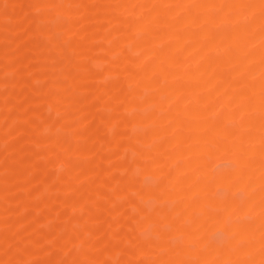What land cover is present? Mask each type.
Returning a JSON list of instances; mask_svg holds the SVG:
<instances>
[{
    "label": "rangeland",
    "instance_id": "rangeland-1",
    "mask_svg": "<svg viewBox=\"0 0 264 264\" xmlns=\"http://www.w3.org/2000/svg\"><path fill=\"white\" fill-rule=\"evenodd\" d=\"M211 1L213 0H175L173 2L167 0H83V4L87 5L84 6L86 9L76 13V6L71 0H0V58L6 60V62L4 60V64H0V264H121L120 261L122 260L124 264H244L250 254L246 249L252 242L248 241L249 238H244L246 234H241L244 240L237 242L241 238L240 236H238L239 238L236 237L232 231H229L230 233L225 232L223 226L214 223L213 219H199L200 216H203L201 207L207 213L215 212L211 201L217 196L221 199L233 200L232 202H236L235 205L238 204L233 209V213L229 212V214L228 211H223L222 215L225 216L226 212L229 214L225 216V218L227 217L225 224L232 226V224H239L242 221L248 224L252 222L250 219H253L255 215V217L262 215L261 222L259 220V224L254 225L258 228L255 227L252 240L257 238V241L256 239L253 241L255 246L259 241L264 242V213L261 214L264 211V128H262L264 127V106L254 108V104L257 102L264 105V94L261 92L264 91L261 89L262 84H264L262 78L264 67L263 71L257 70L259 74L255 73L256 75L253 74V76L252 72L248 71L249 76L248 74L244 76L241 72L250 53H264V0H238L240 5L233 4L234 1L237 2L236 0H224L222 2L225 4L231 3L236 6L233 9L234 12L231 8L228 13L227 9L225 10L226 7L224 8V3L217 0L218 4L220 3V6L217 7L215 6L217 1ZM223 4L224 6H222ZM220 8L224 9L220 10ZM63 12H66L65 17H62ZM146 12L147 14H145ZM223 12L229 15L231 13L232 17L227 22L222 23L220 19L218 20L217 14L223 15ZM82 14H85V18H81L83 17ZM190 14L197 19L195 25L185 28L186 30L182 29L177 40H169L168 35L173 27L176 29V27L181 26L182 21L190 17ZM214 16L217 20L213 24L204 19V17H209L206 20H211ZM166 18L171 19L166 22ZM260 20L262 24L259 23L255 26L257 28L253 29L256 30L255 32L248 28L253 21L257 23ZM103 26H105V35H108L105 37L93 36L94 30ZM206 26L213 30L208 29L207 32V34L209 31L211 32L210 38L213 37L211 39L213 44H211L210 38L207 39L208 35L203 34L202 36L201 34ZM237 27L244 28L245 31L240 28L243 34L240 31L238 34L233 32V29ZM76 29L78 30L75 33ZM247 29L252 32H248ZM201 36H207L205 39L208 41L204 38L201 39ZM147 39L151 45H138V42L145 40V43L148 44ZM226 39L230 40L231 43H238L242 39L245 45L243 46L244 50L242 49L241 59L239 58L235 64L230 66L226 65L228 64L226 62L228 61V50L213 51L215 43H222ZM72 40H75L77 44L81 42V48L78 46L77 48L67 47L69 41ZM202 40L205 41L201 42ZM201 43L204 44L200 45ZM208 43L212 46H208ZM177 44L178 46H176ZM198 46L205 48L201 51ZM148 47L153 50L158 49V51L167 48L177 52V54L182 49L180 53L183 56L179 53L180 58L183 57L181 60L183 73L181 74L187 75L188 71L191 70L192 72L195 69L197 71L194 72L195 74L190 72V77L194 75L192 78L184 75H176L171 78L169 66H164V64L157 67L159 58L156 55L149 57L150 49ZM189 47L190 49H188ZM104 48L105 63L102 61L103 59L99 58ZM183 50L185 51L183 52ZM198 52L199 55L202 54V59H199L200 56L199 58L196 57ZM113 56H116V59L119 57V60L117 59L115 66L110 68L108 58ZM192 58L196 60L195 67L190 64ZM60 59H62V65L56 64L61 63ZM219 59L226 60L225 65H220L216 70V72L219 70L218 76L214 74L215 77H213L218 79L222 76L224 80L226 79L224 85L207 88L210 66L212 62L214 63L215 60ZM79 60L85 62L91 71L77 78H72L70 72H76L72 63L75 64ZM67 67L71 68L69 74L66 71ZM131 69L132 71L134 69L135 75L137 73V78L129 77L131 76L128 75L132 72ZM244 78L247 83L242 84ZM72 79L74 82L77 80L75 82L77 88L67 93ZM147 79L150 81L149 85L142 86L143 81ZM249 79L250 81H248ZM251 86L252 88L256 86V88L251 90L249 89ZM45 89L49 91L50 98L54 97L55 92L58 94L62 91L61 94L59 93L62 96L61 100H55L60 104L55 103L53 105L54 100V102L50 100L52 105L50 102L47 104V100L44 102L42 92ZM136 89L138 90L134 93L133 91ZM122 93L130 96L134 102V105L126 111L122 109L124 102ZM185 93H188L189 96L194 94L206 100L200 105L202 111L198 108V111H201V113L198 112L197 117H200L197 118L198 121L203 119L205 123L232 125L233 130L239 133L237 136L246 132L251 134L249 137L254 134L252 138L255 139V142L252 138H247L250 141L246 140L245 144L247 152H250V155L246 153L248 155L246 160L252 159L249 162L251 164L254 159L258 160L256 166H253L254 171L258 174L255 175V178L253 177L255 180H252L253 185L251 187L253 188L252 191L250 190L255 195L252 196L254 201L252 199L253 212L251 215L237 210V207L243 202L242 199L247 196V192L241 186L239 187L240 184L237 181H244L252 177L251 174L253 175V173L250 169L252 165L249 164V166L245 163L248 165V170L245 168V164L241 165V173L234 175L237 176L234 179H237L235 182L238 185L233 184L234 186H232L231 184L232 187L226 188V190L224 186H219L220 184L214 187L217 184L213 180L216 176L233 171L236 166V164L234 166V159L223 158V156H219L220 152L218 153V147L221 144L235 143L236 139L232 137L217 139L216 145H212L213 149L209 147V149H205L206 152L204 150L201 152V150L199 156L197 154L191 158V162L198 167V169L196 168L198 171H196V175L195 173L192 174L193 172L189 174L190 176H197L199 183L204 182L200 184L203 186L199 185L201 189L183 187L181 188L184 191L183 194L181 189L177 187L175 182H178L182 176V164L185 161L186 151L184 146L189 141L187 139H191L190 142L193 141L196 144L203 140L201 137L199 138V134L204 139L207 136L214 137L213 131L199 129L200 131L191 133L189 129L183 128L186 125L183 123L187 121L188 115L183 116L178 109L174 108V104L180 109L181 107H188L186 102L188 99H186ZM251 95L252 97H250ZM259 96L262 97L261 100ZM172 97L173 99H169ZM165 99L166 105L173 102V107L166 109L164 107ZM104 100H108L106 101L108 103ZM220 100L225 101L226 105H230H227L229 107L225 106L226 109L223 113L217 115ZM228 101L229 103H226ZM241 105L248 106L247 110L246 107L242 110ZM37 106H41L39 107L41 112H34V109L38 108ZM171 108L175 111H171ZM171 112H173L172 117L170 116ZM122 115H125L129 120L131 118V121L128 119L121 120ZM138 115L144 116L143 118L140 116L142 118L140 121H144V123H140V121L136 123V120H132V117L135 118ZM225 117L228 118L224 119ZM251 118L253 121L250 120ZM67 119L70 120V124ZM175 119H181L184 126L175 125L174 127ZM258 120L259 122H257ZM245 121L247 122L245 123ZM160 122L163 126H172L169 127L168 134L166 132L159 133L160 130L156 126ZM248 122L253 127L247 126ZM117 134L122 136L123 145L113 143ZM132 134L135 135L133 138ZM174 134L177 135V138L173 136ZM162 135H165L167 140L165 151L154 149L159 147L162 142ZM233 135L236 134L233 133ZM127 136L130 137L127 138ZM105 137L109 138L108 142H104L105 140L102 139ZM174 138L177 141H172ZM183 138L187 140H184L185 143L182 141ZM257 140L259 143L256 142ZM170 143L172 144L170 145ZM257 149L262 154L261 156L254 152ZM38 152L41 154L39 155ZM173 154L175 156L171 157ZM237 154L239 153L237 152ZM73 158H77L76 165L73 168L67 167L65 162H69ZM199 161L200 163H198ZM134 162L138 163L135 164L137 165L135 168H133ZM194 165L193 167H195ZM125 166L126 168H124ZM258 166L259 168H257ZM87 168H92L94 171L92 178L85 180ZM200 168H205V171ZM96 170L98 171L96 172ZM125 170L130 173L125 172ZM167 174L169 176H166ZM205 175L207 178H204ZM108 178H112V181L107 180ZM113 178L114 183L112 184ZM231 180H233V176ZM255 182L257 183L255 184ZM120 184L121 187L125 185V188H120ZM202 188L205 189L203 192ZM208 188L209 192L207 191ZM94 190L101 193L100 195L104 199L101 196L94 198L92 196ZM118 190L123 192L119 193ZM158 193L160 194L157 195ZM132 195L134 196L132 197ZM205 197L207 204L202 201V198ZM73 198L80 199L79 201L83 202L82 206L80 203L79 206L76 205L78 203L74 205L70 202ZM190 200L198 201V204L201 203V205H199V209H192L196 212L192 213L191 210V212L187 210L188 213L190 212L191 215H195L199 219L197 223L194 224L193 222L189 225L187 223L189 218L186 217L187 215H183L187 213V207L178 206L179 208L176 209L175 206ZM86 204H90L91 207L85 206ZM140 205L144 208H141ZM171 206L173 207L170 209ZM162 209L165 213L167 211V214ZM131 210L134 211V216L131 215ZM170 210L173 212H169ZM171 213L175 218L173 215L168 218ZM161 214L165 215L162 217ZM190 214L189 217H191ZM159 217H162L163 220ZM112 218L113 220H111ZM164 218L170 219L172 223ZM254 226L252 227L254 228ZM90 228V233L86 232L85 234H89L86 236L88 240H91L88 244H80L78 237L82 236L83 229L90 230ZM241 228L250 229L244 224L241 225ZM112 229L117 230L114 233ZM246 230H244L245 233H247ZM231 234L235 235L236 238ZM254 235L256 236L254 237ZM263 244L256 246L255 249H259V252H257L258 250L252 251L258 254L262 250L261 253L263 254L261 255H264ZM220 245L228 249L226 255L224 252H219L217 247ZM167 247H171L169 252L164 251L167 250ZM176 247L180 249L176 250ZM182 248L185 249L181 250ZM197 249L199 253H197ZM236 249L238 250L237 253H235ZM201 250H203L202 255ZM204 250L210 251H207V253L209 252L208 255L204 253ZM207 258L209 259L207 260ZM256 259L252 264H264V256Z\"/></svg>",
    "mask_w": 264,
    "mask_h": 264
},
{
    "label": "bare ground",
    "instance_id": "bare-ground-1",
    "mask_svg": "<svg viewBox=\"0 0 264 264\" xmlns=\"http://www.w3.org/2000/svg\"><path fill=\"white\" fill-rule=\"evenodd\" d=\"M75 1V2H74ZM74 1H72L71 0V2L73 3V4H75V6H76V13H78V12H81V11H84L85 9H86V7H84V6H87V5H84L83 4V0H74ZM101 1V0H100ZM168 2H173V1H175V0H167ZM217 1V0H216ZM215 1V2H216ZM222 2V1H224V0H219V2ZM237 2H235L234 1V5L235 4H238V5H240V3L238 2V0H236ZM240 1V0H239ZM37 2V1H36ZM86 2V1H85ZM121 2V1H120ZM211 2H214V0L213 1H211ZM244 2H246V1H244ZM86 3H88V2H86ZM222 3H224V2H222ZM101 4V3H100ZM212 5L214 4V3H211ZM217 4H218V1H217ZM217 4H215V6H217V7H219L220 6V3L217 5ZM225 4V3H224ZM224 4L222 5V6H224ZM233 4H225V6H224V8H225V10L227 11V13H228V10L230 11V9L232 8V11H233V9L234 8H236V6H233ZM111 5V4H110ZM112 5H113V3H112ZM227 5V6H226ZM70 8H72V7H70ZM111 8V7H110ZM113 8H114V6H113ZM116 8V7H115ZM128 8V7H127ZM203 8V7H202ZM224 8H220V10L221 9H224ZM126 9V8H125ZM88 10V9H87ZM218 10V9H217ZM75 11V10H74ZM147 11V10H146ZM104 12V11H103ZM210 12V11H209ZM234 12V11H233ZM106 14H107V12H105ZM213 13V12H212ZM221 13V12H220ZM142 14H144V13H142ZM145 14H147V12L145 13ZM144 14V15H145ZM215 14V13H214ZM83 15V17H81V18H85L84 17V15L85 14H82ZM81 15V16H82ZM101 15V14H100ZM104 15V14H103ZM216 15V14H215ZM229 14H224V12H223V15H219V13L217 14V18H218V20L220 19L221 21H222V23L223 22H227L228 21V19L229 18H231L232 17V15H231V13H230V15L228 16ZM236 15V14H235ZM66 16V12H63V14H62V17H65ZM106 16V15H105ZM190 17H188V18H186V19H184L182 22H183V24L181 25V26H178V27H176V29H174L175 27H173V29H172V31L170 32V34L168 35V38H169V40L171 39L172 41L173 40H177L179 37H180V31L182 32V29H185V28H188L189 26L191 27V26H194L195 24V22H196V20L197 19H195V16L194 15H192V14H190L189 15ZM203 16H204V14H203ZM211 16V15H210ZM228 16V17H227ZM237 16V15H236ZM61 18V17H60ZM59 18V19H60ZM74 18V17H73ZM79 18V17H78ZM80 18V19H81ZM108 18V17H107ZM217 18L214 16L211 20H206V19H209V17L208 18H205L204 17V19H205V21H210L212 24L213 23H215L214 21L215 20H217ZM261 18V17H260ZM264 18V17H263ZM58 19V20H59ZM62 19V18H61ZM77 19V18H76ZM103 19H104V17H103ZM155 19V18H154ZM154 19H153V22H154ZM167 19V18H166ZM171 19V18H170ZM170 19H167V20H165L166 22L169 20L170 21ZM233 19V18H232ZM105 20V19H104ZM152 20V19H151ZM230 20V19H229ZM65 21V20H64ZM101 21H103V20H101ZM172 22H173V19L171 20ZM49 22V21H48ZM61 22H62V20H61ZM77 22V21H76ZM255 22V23H254ZM59 23H60V21H59ZM169 23V22H168ZM204 23V22H203ZM208 23V22H207ZM262 24V21L260 20V22L258 21L257 23H256V21H253L251 24H250V26H248V28L251 30H253L254 28H256L255 26L257 25V24ZM64 24V23H63ZM212 24H209V25H212ZM106 26V25H105ZM105 26H103V27H101V28H99V29H96V30H94V32L93 31H91V32H93L92 34H93V36H96V37H98V35H100V37H105V36H107V35H105ZM209 27V26H208ZM207 26L205 27V28H203V32L201 33L202 34V36H203V34H205V35H208L209 37L207 38V36H205L207 39H209L210 38V31H213V30H210L209 28H208ZM212 27V26H211ZM178 28V29H177ZM241 28V27H240ZM235 28V29H233V32L235 33V32H237V34H238V32L242 29L243 31H245L244 30V28ZM208 29L210 30L209 31V33L207 34V32H208ZM215 29V28H214ZM225 29V28H224ZM257 29V28H256ZM74 30V29H73ZM77 30L78 29H76L75 30V33L77 32ZM186 30V29H185ZM241 30V31H242ZM250 30L248 31V29H247V31L248 32H250ZM81 31V30H80ZM201 31H202V29H201ZM223 31V30H222ZM240 31V32H241ZM256 30H253V32H255ZM107 32V31H106ZM220 32H221V30H220ZM220 32H219V34H220ZM239 32V33H240ZM252 32V31H251ZM250 32V33H251ZM199 33V32H198ZM245 33V32H244ZM247 33V32H246ZM261 33H262V31H261ZM187 34V33H186ZM200 34V33H199ZM241 34H243V32H241ZM263 34V33H262ZM198 35V34H197ZM213 35V34H212ZM211 35V36H212ZM264 35V34H263ZM189 36V35H188ZM191 36V35H190ZM201 36V39H205V37H202ZM200 37V36H199ZM213 38V37H212ZM212 38H210V40L212 39ZM150 39V38H149ZM180 39H182V38H180ZM188 39V38H187ZM186 39V40H187ZM200 39V40H201ZM207 39H205V40H207ZM69 40V39H68ZM106 40H107V38H106ZM205 40H202L201 42H204ZM146 41V40H145ZM145 41H142V42H138L139 44L138 45H151L150 43H149V41H148V39H147V41H148V44H146L145 43ZM152 41V40H151ZM180 41V40H179ZM196 41V40H195ZM199 41V40H198ZM208 41V40H207ZM212 41L213 40H211V44H213L212 43ZM49 42V41H48ZM105 42V41H104ZM190 42V41H189ZM197 42V41H196ZM215 42V41H214ZM81 43V42H80ZM77 44L76 42H75V40L73 41H69V43H68V46L67 47H70L71 46V48H77V46L79 47V48H81V44ZM106 43V42H105ZM121 43V42H120ZM152 43V42H151ZM185 43V42H184ZM183 43V44H184ZM198 43V42H197ZM196 43V46L199 44H197ZM210 43V42H209ZM207 44L208 46H210L211 44ZM233 43H235V42H233ZM233 43H231L230 42V40H228V39H226L224 42H222V43H219V42H217V43H215L213 46H214V48H213V51H215V50H220V51H227L228 50V61H226V60H224V59H219V60H215L214 61V63L212 62V64H211V66H210V78H209V80H208V82H207V84H206V87L207 88H212V87H215V86H220L221 84H223L224 82H225V80H224V78L222 77V76H220L218 79H216V78H214L215 76H218V71L216 72V70L219 68V66L221 65H225V61L228 63V64H226L227 66H230V65H233V64H235L236 63V61L237 60H239V58L241 57V54H242V52H243V46H245L244 45V41L241 39L240 40V42H238V43H235V44H233ZM179 44H180V42H179ZM204 43H201L200 45H203ZM206 44V43H205ZM67 45V44H66ZM83 45H84V43H83ZM118 45H120V44H118ZM118 45H116V46H118ZM122 45V44H121ZM153 45V44H152ZM65 46V45H64ZM98 46V45H97ZM146 46V47H147ZM175 46V45H174ZM176 46H178V44L176 45ZM175 46V47H176ZM186 46V45H185ZM206 46V45H205ZM208 46H206V47H208ZM212 46V45H211ZM50 47V46H49ZM121 47V46H120ZM163 47V46H162ZM161 47V48H162ZM173 47V46H172ZM149 48V47H148ZM151 48V47H150ZM149 48V49H150ZM152 48H154V47H152ZM182 48V47H181ZM183 48H185L184 46H183ZM198 48H201V51H202V49H204V48H202L201 46H198ZM101 49V48H100ZM188 49H190V47L188 48ZM243 49V50H242ZM79 50V49H78ZM155 50V49H154ZM153 49H150L149 50V52H148V55H149V57H152L153 55H156V56H158V58H159V64H158V66L157 67H159V66H163L164 64V66H169L168 68H170V70H169V76L172 78V77H174V76H176V75H184V74H181V73H183V68H182V65H181V60H182V54L180 53V52H182L181 50L182 49H180V51H178V54H177V52H174L173 50L172 51H170V50H168L167 48H165V49H163V50H160V51H158V49L157 50H155L154 51ZM176 50V49H175ZM186 50V49H185ZM185 50H183V52L185 51ZM82 51V50H81ZM97 51V50H96ZM102 51V50H101ZM201 51H200V53H201ZM205 52V51H204ZM203 52V53H204ZM17 53V52H16ZM58 53V52H57ZM179 53L182 55L181 56V58H180V55H179ZM49 54V53H48ZM127 55V54H126ZM147 55V56H148ZM204 55H205V53H204ZM198 56V58H199V56H200V58L199 59H202L201 58V56H202V54H200L199 55V52H198V55H196V57ZM148 57V58H149ZM196 57H194L195 59H196ZM246 57V56H245ZM68 58V57H67ZM85 58H87V57H85ZM99 58L104 62L105 61V48L103 49V52L100 54V56H99ZM108 58V57H107ZM119 58V57H118ZM117 58V59H118ZM194 58H192L191 59V61H190V64H192V66H196V60L194 59ZM90 59V58H89ZM109 59V64H108V66L111 68L113 65L115 66V62H116V56H113V57H110V58H108ZM241 59V58H240ZM4 60H5V58H2V60H1V58H0V64L2 65V64H4ZM56 60V59H55ZM74 60V59H73ZM76 60V59H75ZM81 60V59H80ZM80 60L76 63L75 62V64L77 65V67H75L76 65L74 64V63H72L73 64V66H74V68H75V70L74 71H76V72H70V70H71V68H63V69H67L66 71H67V73L69 74V72H70V75H72L73 77L72 78H77V77H79L80 75H84V74H87V72H89V71H91V68L85 63V62H80ZM83 60V59H82ZM81 60V61H82ZM119 60V59H118ZM197 61H199L198 59H197ZM3 62V63H2ZM5 62H6V60H5ZM8 62V61H7ZM45 62V61H44ZM47 62V61H46ZM57 62H59V61H57ZM60 62L61 63H56V64H60V65H62V59H60ZM224 62V64H222ZM105 63V62H104ZM202 63V62H201ZM50 65V64H49ZM48 65V66H49ZM79 65V66H78ZM105 65V64H104ZM199 65V64H198ZM202 66V65H201ZM204 66V65H203ZM263 67H264V53L263 54H257V53H250L248 56H247V59H246V63L244 64V66H243V68H242V74L245 76V74L247 75L249 72H252V76H253V74L254 75H256V74H259V73H257L258 71H260V70H262L263 69ZM55 68H56V66H55ZM79 68V69H78ZM104 68H105V66H104ZM116 68V67H115ZM52 69V68H51ZM78 71H77V70ZM159 69V68H158ZM161 69V68H160ZM128 70V69H127ZM258 70V71H257ZM55 71V70H54ZM53 71V72H54ZM131 71H132V69H131ZM130 70H129V72H131ZM133 71H134V69H133ZM131 72V73H129L128 75H131V76H129V77H131L132 79H134L136 76H137V73H136V75H135V72ZM135 71H136V69H135ZM143 71V70H142ZM195 71H197V69H195ZM195 71H192L193 73L195 72ZM199 71H201V70H199ZM249 71V72H248ZM263 71V70H262ZM261 71V72H262ZM52 72V71H51ZM57 72V71H56ZM92 72H94V70H92ZM137 72H138V70H137ZM144 72V71H143ZM190 72H191V70H190ZM190 72L188 71L187 72V75H184L185 77L187 76V77H189V78H192L194 75H192L191 77H190ZM191 72V73H192ZM139 73H140V71H139ZM192 73V74H193ZM216 73H217V75H216ZM256 73V74H255ZM263 73V72H262ZM60 74H62V73H60ZM185 74H186V72H185ZM195 74V73H194ZM214 74H215V76H214ZM142 75V74H141ZM141 75H140V77H141ZM139 76V75H138ZM144 76V75H143ZM214 76V77H213ZM248 76H249V74H248ZM223 79H222V78ZM137 78V77H136ZM142 78V77H141ZM226 78V77H225ZM262 78H263V82H264V74L262 75ZM262 78H260V79H262ZM127 79H129V78H127ZM126 79V80H127ZM188 79V78H187ZM148 80V79H147ZM143 81L144 82V84H141L140 82V84L143 86V85H149V80L148 81ZM191 80V79H190ZM227 80H228V75H227ZM230 80V79H229ZM77 81V80H76ZM75 81V82H76ZM248 81H250V79L248 80ZM25 82V81H24ZM75 82H74V80L72 79L71 80V82H70V84H69V90H67V93H70L72 90H74L75 88H77V85L75 84ZM119 82V81H118ZM125 82H127V81H125ZM132 83H133V80L131 81ZM246 81H245V78L242 80V84H244ZM238 83H239V81H238ZM247 83V82H246ZM232 84V83H231ZM234 84V83H233ZM115 85V84H114ZM145 85V86H146ZM224 85V84H223ZM247 85V84H246ZM256 86H257V84H255ZM259 85V84H258ZM76 86V87H75ZM117 86V85H116ZM142 86H140L141 87V89H142ZM249 86V85H248ZM256 86L255 87H253L252 88V86H251V88H249V89H254V88H256ZM263 86V87H262ZM262 86H261V89L262 90H264V84H262ZM125 87H126V85H125ZM134 87H136V86H134ZM138 87V86H137ZM132 88V87H131ZM184 89V88H183ZM259 89H260V85H259ZM138 89H136L135 91H133L134 93L137 91ZM248 91H250V90H248ZM247 91V92H248ZM44 92V93H43ZM43 92H42V96H43V99H44V102L47 100V104H49V102H50V104H51V101H55V100H61V97L62 96H60V94L62 93V91H61V93L60 92H58V94L56 93H54V97L53 98H50L49 97V91L48 90H43ZM101 92V91H100ZM146 92V91H145ZM156 92V91H155ZM186 92V91H185ZM244 92V91H243ZM243 92H241V94H243ZM262 92V94H264L263 92L264 91H261ZM60 93V94H59ZM63 93H64V91H63ZM65 94H66V92H65ZM196 94V93H195ZM245 94H246V92H245ZM251 94H252V92H251ZM67 95V94H66ZM121 95H123V97H124V102H123V110H128V108L129 107H131L132 105H134V102H132V98L130 97V96H128V95H126L125 93L123 94H121ZM121 95H119V96H121ZM193 96H189L188 95V93L186 94L185 93V97L187 96V98L186 99H188L186 102H187V106L188 107H186V108H184V107H181V109L180 108H178L177 107V105L175 106V104H174V108L175 109H178V111L179 112H181V114L183 115V116H185V114H187L186 116L188 117L187 118V121L185 122V123H183V121H181V119L179 120V119H175L174 120V122H175V124H174V127H175V125H179V126H184L183 124H186L183 128H186V129H189L190 131L189 132H191V133H194V132H197V130H199V129H202V131L204 130V131H213V133H214V137H209V136H207V137H205V139H204V137H202V136H200V134L199 133H196L197 135L199 134V138L201 137V139H203L200 143L198 142V143H196V144H194L193 143V141H191L190 142V140L191 139H187L186 137V139L187 140H189V141H187V140H185L184 138H183V142L185 143V141H187V143L185 144V146H184V148L186 149V151H185V161L183 162L184 164H182L183 166H182V176L179 178L180 180H178V182H175V183H177L176 185H177V187L179 188V189H181V188H183V187H190L191 189H195V190H197V189H201V187L200 186H203V185H200V184H202V183H204V182H201V183H199L198 182V179H197V176L195 177L194 175H191L190 176V174L189 173H191V172H193L192 174H194L195 173V175H196V171H198L197 169H198V167L196 166V165H194V163H192L191 161H192V159L191 158H193V157H195L197 154H198V156H199V151H201V152H203V150H204V152H206V150L205 149H209V147H212V145L214 144V145H216V143H215V141L217 142V139L219 140V138H221L222 139V137H232V138H234V139H236V141H235V143L233 142V143H231V142H229V144H226V145H222L221 143V145H220V147H218L219 148V150H218V153H219V156H223V158L225 157L226 159H228V158H231V159H234V161H235V163H234V166H235V164H236V166H235V168H234V170L233 171H228L227 173H225V174H221V175H218V176H216V178H214L213 180H215L216 182L215 183H217L216 185H214V187L215 186H217L218 184H220L219 186H224L225 188V190H226V188H229V187H232V186H234L233 184H237L238 185V183L237 182H239V187L241 186L242 187V189H244L246 192H247V196L245 197V198H243L242 200H243V202H242V204L240 205V206H238L237 207V210H238V212H243V213H248L249 215H251L252 214V210H253V208H252V196H255V195H253V193H251L250 192V190L253 188V187H251L252 185H253V181L252 180H255L254 178L257 176V172L256 171H254V169H253V166H256V164H257V159H254L253 160V163L251 164V163H249L250 161H252V159L251 160H246V158H247V154H249L250 152H247V150H246V147H245V144H246V140H248L249 138H252L253 136H254V134H253V132H252V134H253V136L251 137H249V135H251V134H248L247 132L246 133H242L240 136H237V134H239L237 131H234L233 130V127H231L232 125H227V124H225V123H205L204 122V120L203 119H201L202 121H200V123H199V121L197 120V118L199 119L200 117H197L198 116V114L199 113H201V107H200V105H202L203 104V102L205 103L206 102V100H203L202 98H200V97H198V96H195L194 94H192ZM229 95V94H228ZM247 95V94H246ZM134 96H136V95H134ZM173 96V95H172ZM189 96V97H188ZM262 96V95H261ZM122 97V96H121ZM145 97V96H144ZM248 97H249V95H248ZM250 97H252V95L250 96ZM255 97V96H254ZM153 98V97H152ZM258 98V97H257ZM259 98H260V100H261V98L262 97H260L259 96ZM66 99V98H65ZM169 99H173V97L172 98H169ZM212 99V98H211ZM51 100V101H50ZM144 100V99H143ZM53 101V102H54ZM105 102L106 101H108V100H104ZM134 101V100H133ZM144 101H147L146 99L144 100ZM150 101H153V100H150ZM166 101V99L164 100V102ZM184 101V100H183ZM143 102V101H142ZM167 102V101H166ZM166 102H165V108L167 109L168 107L170 108L171 106L173 107V105H172V103L173 102H169L167 105H166ZM55 103H58V101H55L54 103H52L53 105L55 104ZM106 103H108V102H106ZM106 103H104V104H106ZM131 103H133V104H131ZM175 103V102H174ZM177 103V102H176ZM220 105H219V109L217 110V115H220V113L222 114L223 113V111L226 109V107L225 106H227V105H230V104H225V101H223V100H220V102H218ZM226 103H229V101L228 102H226ZM46 104V105H47ZM51 104V105H52ZM58 104H60V103H58ZM57 104V105H58ZM120 104H121V102H120ZM136 104V103H135ZM78 105V104H77ZM100 105H101V103H100ZM164 105V104H163ZM178 105H180L179 103H178ZM217 105V104H216ZM215 105V106H216ZM255 105V107L254 108H256V106H258V108H261L262 106H264V105H261L260 103H255L254 104ZM261 105V106H260ZM88 106V105H87ZM115 106H117V105H115ZM115 106H114V108H115ZM38 107V106H37ZM39 107H41V106H39ZM39 107L38 108H35L34 109V112L36 111H40L41 109H39ZM121 107V106H120ZM163 107V106H162ZM214 107V106H213ZM227 107H229V106H227ZM246 107V106H245ZM245 107L243 106V105H241L240 106V108L243 110V109H245ZM248 107V106H247ZM247 107H246V110H247ZM251 107H253V106H251ZM101 108V107H100ZM198 108H199V110H201V111H198ZM264 108V107H263ZM102 109V108H101ZM109 109V108H108ZM130 109V108H129ZM164 109V108H163ZM172 109V108H171ZM212 109V108H211ZM214 109V108H213ZM240 109V110H241ZM257 109V108H256ZM75 110H77V109H75ZM80 110V109H79ZM234 110V109H233ZM239 110V111H240ZM74 111V110H73ZM78 111V110H77ZM136 111V110H135ZM171 111H175V110H171ZM41 112V111H40ZM199 112V113H198ZM38 113V112H37ZM77 113V112H76ZM75 113V114H76ZM102 113H103V111H102ZM119 113H121V112H119ZM148 113V112H147ZM173 112H171L170 113V116L172 117V114ZM175 113V112H174ZM203 113V112H202ZM214 113V112H213ZM151 114V113H150ZM179 114V113H178ZM225 114V113H224ZM133 116V115H132ZM141 115H138V117H135V118H133L132 117V120H136L135 122L137 123H139V121H140V119H142L144 116H141ZM151 116H152V114H151ZM151 116H146V117H151ZM206 117V116H205ZM222 117H224L223 115H222ZM230 117V116H229ZM254 117V116H253ZM260 117H261V115H260ZM228 117H225L224 119H227ZM129 120V118H127L125 115H122V118H121V120ZM206 119V118H205ZM67 120H69V119H67ZM163 120V119H162ZM251 121H253V119L251 118L250 119ZM119 121H120V119H119ZM129 121H131V118H130V120ZM155 121V120H154ZM157 121V120H156ZM219 121V120H218ZM134 122V123H135ZM142 121H140V123H141ZM247 121H245V123H246ZM257 122H259V120L257 121ZM78 123V122H77ZM133 123V124H134ZM142 123H144V121L142 122ZM183 123V124H182ZM69 124H70V120H69ZM69 124H66V125H69ZM79 124V123H78ZM237 124V123H236ZM241 124V123H240ZM249 124V125H248ZM80 125V124H79ZM138 125V124H137ZM246 125V124H245ZM244 125V126H245ZM253 125V124H252ZM257 125V124H256ZM86 127H88L87 125H85ZM133 126V125H132ZM139 126H140V124H139ZM178 126V127H179ZM188 128H187V127ZM247 126H251V124H250V122H248L247 123ZM35 127V126H34ZM80 127V126H79ZM153 127V126H152ZM169 127H172V126H169ZM169 127L167 126H163L162 125V123L160 122V124L158 125V126H156V128H158V130H160L159 131V133L160 132H166L167 134L169 133L168 131H169ZM177 127V126H176ZM181 127V128H182ZM239 127V126H238ZM251 127H253V126H251ZM262 127V126H261ZM254 128H255V126H254ZM262 128H264V127H262ZM79 129H81V128H79ZM179 129V128H178ZM235 129V128H234ZM261 129V128H260ZM120 130V129H119ZM131 130V129H130ZM137 130H139V129H137ZM157 130V129H156ZM245 130V129H244ZM259 130V129H258ZM80 131V130H79ZM179 131V130H178ZM200 131V130H199ZM256 131H257V129H256ZM256 131H255V133H256ZM81 132H83V131H81ZM120 132V131H119ZM127 132V131H126ZM116 133V132H115ZM115 133H114V135H115ZM118 133V132H117ZM123 133V132H122ZM132 133V132H131ZM137 133V132H136ZM165 133V134H166ZM233 133H235L236 135H233ZM78 134V133H77ZM126 134V133H125ZM128 134V133H127ZM142 134V133H141ZM157 134V133H156ZM171 134V133H170ZM129 135H130V133H129ZM190 135V134H189ZM55 136V135H54ZM135 135H133L132 134V138L134 137ZM163 136V140H162V138H160L161 140H162V142L159 144V147L157 146V148L155 147L154 149H157V150H161V151H165L166 150V145H167V140H166V137H165V135H162ZM161 136V137H162ZM174 137H176L177 135H173ZM102 137H104V136H102ZM114 137V136H113ZM128 137H130V136H127V138ZM165 137V138H164ZM171 137V136H170ZM255 137H257V136H255ZM177 138V137H176ZM248 138V139H247ZM103 140H105L104 142H106L107 140L109 141V138H107V137H105V138H102ZM101 139V140H102ZM122 136L120 135V134H117L116 136H115V138H114V141H113V143L114 144H116V145H118V144H122L123 143V141H122ZM178 139H180V138H178ZM253 139V138H252ZM258 139H259V137H258ZM134 140V139H133ZM160 140V141H161ZM173 140H175V138L174 139H172V141ZM185 140V141H184ZM200 140V139H199ZM254 140V142H255V139H253ZM107 141V142H108ZM122 141V142H121ZM129 141V140H128ZM127 141V142H128ZM171 141V140H170ZM169 141V142H170ZM175 141H177V140H175ZM179 141V140H178ZM182 141H180V142H182ZM248 141H250V140H248ZM189 142V143H188ZM225 142H226V140H225ZM251 142H252V140H251ZM256 142H258L259 143V141L257 140ZM130 143V142H129ZM173 143V142H172ZM172 143H170V145L172 144ZM179 143V142H178ZM219 143V142H218ZM231 143V144H230ZM120 144V145H121ZM132 144V143H131ZM139 144V143H138ZM199 144V145H198ZM119 145V146H120ZM123 145V144H122ZM158 145V144H157ZM169 145V144H168ZM178 145V144H177ZM132 146V145H131ZM140 146V145H139ZM76 147V146H75ZM131 148V147H130ZM39 149V148H38ZM132 149V148H131ZM178 149V148H177ZM212 149H213V147H212ZM179 150H180V148H179ZM252 150H254V149H252ZM259 150H260V148H259ZM264 150V149H263ZM262 150V151H263ZM136 151V150H135ZM173 151V150H172ZM184 151H183V153H184ZM217 151V150H216ZM261 151V152H262ZM211 152V151H210ZM237 152L239 153V154H237ZM254 152H257V153H259L258 152V149L257 150H255ZM176 153H177V151H176ZM179 153V152H178ZM211 153H213V151L211 152ZM247 153V154H246ZM263 153H264V151H263ZM38 154L40 155L41 153L40 152H38ZM37 154V155H38ZM137 154V153H136ZM161 154V153H160ZM162 154H165V152L163 153L162 152ZM168 154V153H167ZM166 154V155H167ZM222 154V155H221ZM236 154V155H235ZM138 155V154H137ZM177 155V154H176ZM179 155H184V154H179ZM210 155V153L208 154V156ZM217 155V154H216ZM250 155V154H249ZM254 155H255V153H254ZM262 154H260L259 153V156H261ZM264 155V154H263ZM138 156H140V155H138ZM175 155L173 154L171 157H174ZM126 157V156H125ZM124 157V158H125ZM141 157V156H140ZM120 158V157H119ZM137 158V157H136ZM136 158H134V159H136ZM159 158V157H158ZM169 158V157H168ZM254 158H257V157H254ZM259 158V157H258ZM129 159V158H128ZM127 159V160H128ZM199 159V158H198ZM206 159V158H205ZM248 159V158H247ZM76 160H77V158L76 159H74L73 158V160H71V161H69V162H65V165L67 166V167H69V168H73L75 165H76ZM118 160V159H117ZM121 160V159H120ZM123 160V159H122ZM130 160V159H129ZM157 160V159H156ZM79 161V160H78ZM101 161V160H100ZM158 161H159V159H158ZM157 161V162H158ZM233 161V162H234ZM260 161V160H259ZM34 162H36V161H34ZM117 162H120V161H117ZM116 162V163H117ZM124 162V161H123ZM133 162V161H132ZM137 162H138V160H137ZM137 162H134L133 164H134V167L133 168H135L137 165H135V164H138ZM191 162V163H190ZM194 162V161H193ZM115 163V162H114ZM140 163V162H139ZM196 163V162H195ZM198 163H200V161L198 162ZM205 163V162H204ZM245 163H247L248 165L250 164V165H252V167L250 168L251 170H252V172L251 173H253V175L251 174V176L252 177H250V178H248L247 180H244V181H237V182H235V180H237V179H234V177L236 178L237 176H234V175H236L237 173H241L240 172V167H241V165H244ZM90 164V163H89ZM99 164V163H98ZM129 164V163H128ZM166 164H167V162H166ZM122 165H124V164H122ZM126 165V164H125ZM193 165L195 166V167H193ZM208 165V164H207ZM248 165H244V166H246L245 168L248 170ZM249 165V166H250ZM263 165V164H262ZM119 166V165H118ZM142 166V165H141ZM146 166V165H145ZM157 166V165H156ZM199 166V165H198ZM205 167H207L206 165H204ZM89 167V166H88ZM231 167V166H230ZM263 167V166H262ZM119 168V167H118ZM124 168H126V166L124 167ZM141 168V167H140ZM158 168L160 169V167L158 166ZM157 168V169H158ZM197 168V169H196ZM243 168V167H242ZM257 168H259V166L257 167ZM261 168V167H260ZM82 169V168H81ZM121 169V168H120ZM201 170H203V171H205L203 168H200ZM199 169V170H200ZM127 170V169H126ZM125 170V172H128V171H126ZM129 170H133V169H129ZM136 170V169H135ZM257 170V169H256ZM94 170L92 169V168H87V170H86V172H85V180L86 179H90V177L92 178V172H93ZM98 170H96V172H97ZM165 171V170H164ZM168 171H170L169 169H168ZM260 171H261V169H260ZM264 171V170H263ZM113 172V171H112ZM166 172V171H165ZM201 172V171H200ZM199 172V173H200ZM128 173H130V172H128ZM166 173H168V172H166ZM210 173V172H209ZM112 174V173H111ZM203 174V173H202ZM208 174V173H207ZM206 174V175H207ZM206 175H205V177L204 178H207L206 177ZM249 175V174H248ZM256 175V176H255ZM263 175V174H262ZM112 176H113V174H112ZM132 176V175H131ZM137 176V175H136ZM166 176H169V174H167ZM171 176H172V174H171ZM204 176V175H203ZM210 177H213V176H211V175H209ZM232 176H233V180H231L232 179ZM246 176V175H245ZM138 177V176H137ZM165 177V176H164ZM173 177H174V175H173ZM172 177V178H173ZM254 177V178H253ZM116 178H118V177H116ZM115 178V179H116ZM171 178V177H170ZM253 178V179H252ZM262 178H263V176H262ZM110 178H108L107 180H109ZM112 179V178H111ZM110 179V180H111ZM163 179V178H162ZM45 180H47V179H45ZM109 180V181H110ZM207 180V179H206ZM206 180H203V181H206ZM209 180H211V179H209ZM112 181V180H111ZM117 181V180H116ZM120 181V180H119ZM125 181V180H124ZM134 181V180H133ZM163 181V180H162ZM231 181H232V183H231ZM118 182V181H117ZM130 182V181H129ZM129 182H128V185H129ZM211 182V181H210ZM209 182V183H210ZM112 184L114 183V178H113V182H111ZM124 183H126V182H124ZM131 184H132V182H130ZM163 183V182H162ZM257 182H255V184H256ZM130 184V185H131ZM137 184V183H136ZM206 184V183H205ZM232 184V186H230ZM155 185V184H154ZM160 185V184H159ZM200 185V186H199ZM259 185V184H258ZM133 186V185H132ZM115 187V186H114ZM120 188H125V185L124 186H122L121 187V184H120V186H119ZM135 187V186H134ZM198 187V188H197ZM211 187V186H210ZM251 187V188H250ZM261 187V186H260ZM96 188H97V186H96ZM120 188H118V189H120ZM197 188V189H196ZM204 188V187H203ZM202 188V192H203V190H205V189H203ZM158 189V188H157ZM166 189H168V188H166ZM187 189V188H186ZM211 189V188H210ZM230 189V188H229ZM123 191H124V189H122ZM139 190H141L140 188H139ZM143 190V189H142ZM145 190V189H144ZM160 190V189H159ZM209 190V188L207 189V191ZM264 190V189H263ZM119 191V193L120 192H123V191H120V190H118ZM117 191V192H118ZM181 191L183 192V194H184V191L181 189ZM199 191V190H198ZM252 191V190H251ZM137 192H138V190H137ZM136 192V193H137ZM139 192H142V191H139ZM156 192V191H155ZM209 192V191H208ZM213 192V191H212ZM129 193H132V192H129ZM161 193H163V192H161ZM177 193V192H176ZM185 193H188V192H185ZM190 193V192H189ZM188 193V194H189ZM206 193V192H205ZM89 194H92V193H89ZM101 193H99L97 190H94L93 191V197L94 198H99L101 195H100ZM114 194V193H113ZM160 193H158L157 195H159ZM167 194V193H166ZM170 194V193H169ZM181 194V193H180ZM187 194V195H188ZM137 195V194H136ZM135 195V196H136ZM165 195V194H164ZM177 195V194H176ZM179 195V194H178ZM90 197H91V195H89ZM134 195H132V197H133ZM180 196V195H179ZM202 196H205V195H202ZM102 197V199H104L103 198V196H101ZM188 197H190V196H188ZM65 198V197H64ZM88 199H89V197H87ZM86 198V199H87ZM193 198V197H192ZM216 198V199H215ZM73 199H74V201H73ZM73 199H71L70 200V202H72V203H74V205L76 204V203H78V204H76V205H79L80 206V204H81V206H82V201H79L80 199H77V198H73ZM112 199V198H111ZM187 199V198H186ZM210 199H212V198H210ZM237 199V198H236ZM76 200H78V201H76ZM90 200V199H89ZM101 200V199H100ZM188 200V199H187ZM207 199H206V197L205 198H202V201L205 203V204H207L205 201H206ZM213 200V199H212ZM88 201V200H87ZM95 201H96V199H95ZM98 201V200H97ZM132 201V200H131ZM181 201V200H180ZM179 201V202H180ZM193 200H190L189 202L187 201V203H184V202H181V203H179V205H177V206H175V208L177 209V207L179 206V207H187L186 208V211L187 210H191L192 211V209L193 208H198L199 209V205H201V203L200 204H198V201H196V202H192ZM233 201V200H232ZM232 201H230V200H228V199H221V197L220 198H218V196L217 197H214V200L213 201H211V202H213V204H212V206L214 207L213 209H215V212H213L214 213V215H212L211 213H207V212H205L204 210H203V208L201 207L200 209H202L201 210V213H203V216L201 217L200 215V217H199V219L201 220V219H206V218H211V219H213V221H215L214 223H217V224H219V226H223L222 228H224V231L225 232H227V233H230L231 231H232V234H235L236 235V237H238V236H240L241 238L240 239H236L237 240V242H239V240L240 241H243L244 239H242V235L241 234H243V235H245L246 234V237H244V238H249L248 239V241H255V239H256V241H257V238H254L253 240H252V238H253V234L255 233V229L256 228H258L257 226H254V225H258L259 223H258V221L260 220V219H262V215L261 214H263L264 213V211H262L261 212V214H259L258 213V215H261V216H258V217H253V219H250L252 222L250 223H245L244 221H242L241 223H239V224H232V226H231V224H225L226 222V218H225V216H227V215H229L230 213L229 212H232L233 213V209H235L236 208V206L238 205H235V203L236 202H232ZM235 201V200H234ZM253 201H254V199H253ZM91 202V201H90ZM80 203V204H79ZM95 203V202H94ZM97 203V202H96ZM92 204V203H91ZM114 204V203H113ZM175 204V203H174ZM209 204V203H208ZM157 205V204H156ZM159 205V204H158ZM259 204H257V206H258ZM85 206H89V207H91L90 206V204H86ZM142 205H140V207H141ZM165 206H167V205H165ZM164 206V207H165ZM208 206V205H207ZM113 207V206H112ZM115 207V206H114ZM136 207V206H135ZM173 206H171L170 207V209L172 208ZM178 207V208H179ZM184 207V208H185ZM259 207V206H258ZM258 207H257V209H258ZM141 208H144L143 206L141 207ZM158 208H159V206H158ZM167 208V207H166ZM168 208H169V206H168ZM183 208V209H184ZM207 208V207H206ZM212 208V207H211ZM256 209V208H255ZM127 210H129V209H127ZM161 210V209H160ZM163 210V209H162ZM167 210H169V209H167ZM228 211V213L226 212V214H225V216L224 215H222V213H223V211ZM241 210V211H240ZM126 211V210H125ZM164 211V210H163ZM163 211H162V213H163ZM190 211V212H191ZM202 211H204V212H202ZM210 211H214V210H210ZM235 211V210H234ZM258 211V210H257ZM131 212H132V214L131 215H133V213H134V211H132L131 210ZM130 212V213H131ZM154 213H155V211H153ZM159 212V211H158ZM169 212H173V210L171 211H169ZM190 212L188 213V211H187V213L186 214H183V215H187L186 217L187 218H189V220L187 219V223L190 225V224H193V222H194V224H195V222L197 223V221L199 220L198 219V217H195V215H191L190 214ZM193 212H196V211H192V213ZM236 212V211H235ZM237 212V213H238ZM126 213V212H125ZM164 213H165V211H164ZM88 214H91V213H88ZM156 214V213H155ZM165 214H167V211H166V213ZM165 214H161L162 215V217H163V215H165ZM169 214V213H168ZM189 214H190V216L191 217H189ZM242 214V213H241ZM8 215V214H7ZM138 215V214H137ZM170 215V214H169ZM172 213H171V216H168V218H170V217H172ZM210 215H212V216H210ZM240 215V214H239ZM129 216V215H128ZM134 216V215H133ZM248 216V215H247ZM115 217V216H114ZM130 217H132V216H130ZM160 218V219H162L163 220V218ZM184 217V216H183ZM195 217V218H194ZM250 217V216H249ZM5 218V217H4ZM115 218H117V216L115 217ZM128 218V217H127ZM157 218H158V216H157ZM173 218H175L174 217V215H173ZM263 218H264V216H263ZM9 219V218H8ZM117 219H119V218H117ZM165 220H167V221H170V219H166V218H164ZM181 219H182V217H181ZM208 219V220H209ZM241 219L243 220V218L241 217ZM7 220V219H6ZM111 220H113V218L111 219ZM159 220V219H158ZM172 220V219H171ZM174 220V219H173ZM180 220V219H179ZM246 220V219H245ZM249 220V219H248ZM118 221V220H117ZM191 221V222H190ZM210 221V220H209ZM171 223H172V221H170ZM240 222V221H239ZM247 222V221H246ZM260 222H261V220H260ZM107 223V222H106ZM106 223H105V225H106ZM175 224V223H174ZM245 225V226H248V228H250V229H248V230H246V228H241V225ZM250 224V225H249ZM251 224H253L252 226H254V228L251 226ZM87 225H88V223H87ZM99 226V225H98ZM100 226H102V224H100ZM107 226V225H106ZM92 227V226H91ZM95 227V226H94ZM177 227V226H176ZM256 227V228H255ZM264 227V226H263ZM76 229V228H75ZM97 229H98V227H97ZM121 229V228H120ZM242 229V230H241ZM246 230L247 231V233H245V231L244 230ZM264 229V228H263ZM95 230H96V227H95ZM94 230V231H95ZM98 230H100V228L98 229ZM112 230H114V229H112ZM117 229H115L114 230V233H115V231H116ZM122 230V229H121ZM131 230V229H130ZM129 230V232H131ZM259 230V229H258ZM90 231H91V228H90V230L89 229H83V233H82V236L81 237H78V242L81 244H88L89 243V241L91 240V239H89L88 240V237L86 236V235H89V234H85L86 232L87 233H90ZM110 231V230H109ZM230 231V232H229ZM233 231H234V233H233ZM244 232V233H243ZM5 233V232H4ZM132 233V232H131ZM134 233V232H133ZM117 234H119V233H117ZM140 234V233H139ZM231 234V235H232ZM256 234H257V232H256ZM131 235H134V234H131ZM235 235L233 236V237H235ZM252 235V236H251ZM251 236V237H250ZM256 235H254V237H255ZM257 236H259L258 234H257ZM131 237V236H130ZM138 237V236H137ZM199 237H200V235H199ZM235 237V238H236ZM263 237H264V234H263ZM133 238H135V237H133ZM132 238V239H133ZM234 238V239H235ZM239 238V237H238ZM242 239V240H241ZM247 239H246V241H247ZM263 239V238H262ZM200 240V239H199ZM196 241V240H195ZM165 242V241H164ZM234 242H236V241H234ZM248 242L249 243V246L247 247V251H249L248 253H250L249 254V257L247 256V260H245V263L244 264H252L253 262H255V259L257 258V257H259L260 258V256L262 257V256H264V255H261V254H263V253H261V251L262 250H260V253H258L257 254V252H259V249H255L256 248V246H258V244L260 245L261 243L263 244L264 242H261V241H259L257 244H256V246L254 245L255 243L253 242ZM78 243V244H79ZM200 243H202L201 242V240H200ZM145 244V243H144ZM156 244H158V243H156ZM155 244V245H156ZM175 244V243H174ZM195 244V243H194ZM198 244V243H197ZM199 245V244H198ZM197 245V246H198ZM206 245V244H205ZM264 245V244H263ZM169 246V245H168ZM194 246H196V245H194ZM221 246V245H220ZM220 246H218L217 248L219 249V252L220 253H223L224 252V254L226 253V251L228 250L227 248H224V247H220ZM246 246V245H245ZM244 246V247H245ZM80 247V246H79ZM145 247H147V246H145ZM173 247V246H172ZM220 247V248H219ZM170 248L171 247H167L166 249L168 250H164L165 252H169L170 251ZM203 248H205V247H203ZM209 248V247H208ZM207 248V249H208ZM217 248H215L216 250H218ZM175 249V248H174ZM177 249H180V248H177L176 247V250ZM183 249H185V248H182L181 250H183ZM200 249H202V248H200ZM147 250V249H146ZM220 250H222V251H220ZM255 251V250H258L257 252H253V251ZM164 251H162V252H164ZM179 251V250H178ZM194 251V250H193ZM193 251H192V253H193ZM199 250L197 249V253H199L198 252ZM205 251V250H204ZM207 251H209V250H206L204 253H207ZM203 252V250H201V255L203 254L202 253ZM210 252V251H209ZM208 252V253H209ZM218 252V253H219ZM238 252V250L236 249V251H235V253H237ZM191 253V252H190ZM208 253H207V255H208ZM215 253H216V251H215ZM214 253V254H215ZM245 253H247L246 251H245ZM162 254V253H161ZM200 255V254H199ZM218 255V254H217ZM222 255V254H221ZM226 255V254H225ZM204 257H206V256H204ZM259 258H257V259H259ZM209 258H207V260H208ZM256 259V260H257ZM123 261V260H122ZM122 261H120V263L121 264H124V262H122ZM124 261H125V259H124ZM127 263V262H126ZM151 263V262H150Z\"/></svg>",
    "mask_w": 264,
    "mask_h": 264
}]
</instances>
